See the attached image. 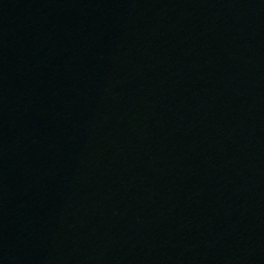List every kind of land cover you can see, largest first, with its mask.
<instances>
[{"label":"water","instance_id":"obj_1","mask_svg":"<svg viewBox=\"0 0 264 264\" xmlns=\"http://www.w3.org/2000/svg\"><path fill=\"white\" fill-rule=\"evenodd\" d=\"M0 264H264V0H0Z\"/></svg>","mask_w":264,"mask_h":264}]
</instances>
